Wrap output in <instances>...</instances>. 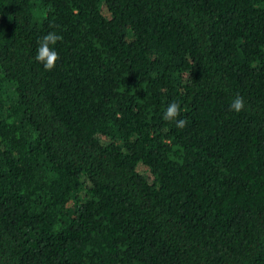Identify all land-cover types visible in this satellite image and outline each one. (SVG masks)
Masks as SVG:
<instances>
[{"label": "trees", "instance_id": "obj_1", "mask_svg": "<svg viewBox=\"0 0 264 264\" xmlns=\"http://www.w3.org/2000/svg\"><path fill=\"white\" fill-rule=\"evenodd\" d=\"M0 264H264V0H0Z\"/></svg>", "mask_w": 264, "mask_h": 264}, {"label": "clouds", "instance_id": "obj_2", "mask_svg": "<svg viewBox=\"0 0 264 264\" xmlns=\"http://www.w3.org/2000/svg\"><path fill=\"white\" fill-rule=\"evenodd\" d=\"M61 37L54 33L50 32L47 35H44L38 41L37 55L35 60L43 64L45 71H51L56 66V62L59 60L58 53L50 47V45H55ZM244 99L239 94L233 99L230 109L236 113H239L244 110ZM180 104L176 101H172L166 108L164 112L163 119L169 122H175L178 129H183L187 126L186 119H179L180 116Z\"/></svg>", "mask_w": 264, "mask_h": 264}, {"label": "rangeland", "instance_id": "obj_3", "mask_svg": "<svg viewBox=\"0 0 264 264\" xmlns=\"http://www.w3.org/2000/svg\"><path fill=\"white\" fill-rule=\"evenodd\" d=\"M138 169H142L140 166H138Z\"/></svg>", "mask_w": 264, "mask_h": 264}]
</instances>
